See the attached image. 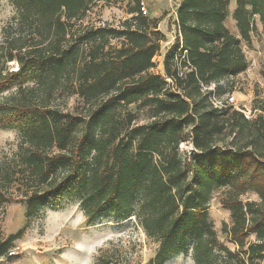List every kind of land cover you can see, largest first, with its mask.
Wrapping results in <instances>:
<instances>
[{"label": "trees", "instance_id": "1", "mask_svg": "<svg viewBox=\"0 0 264 264\" xmlns=\"http://www.w3.org/2000/svg\"><path fill=\"white\" fill-rule=\"evenodd\" d=\"M10 1L15 14L0 40V126L16 128L20 139L15 156L0 163V208L14 191L26 217L77 194L88 221L106 211L133 215L158 243L146 264H163L190 238L195 264H214V251L235 264H259L264 98L253 100L256 111L246 118L230 105L212 106L200 83H215L220 94L221 80L247 68L240 43L250 42L254 16L264 26V0H180L175 24L192 65L184 77L174 66L177 41L164 53L163 73L152 71L166 38L161 17L141 15L139 0L119 27L77 24L93 0ZM229 14L235 31L225 24ZM12 61L18 67L10 70ZM70 95L81 100L73 110L62 106ZM131 105L146 108L149 120L135 122ZM186 140L192 149L183 159ZM220 187L230 215L221 231L232 250L207 213ZM247 189L259 199L242 200ZM16 235L0 233V264L11 262ZM94 263L125 264L114 249Z\"/></svg>", "mask_w": 264, "mask_h": 264}, {"label": "rangeland", "instance_id": "2", "mask_svg": "<svg viewBox=\"0 0 264 264\" xmlns=\"http://www.w3.org/2000/svg\"><path fill=\"white\" fill-rule=\"evenodd\" d=\"M135 2L136 0H93L77 24L87 26L110 24L119 27L131 18L132 14L128 10L135 5ZM145 2L148 5V17L160 13L161 19L158 23L160 31L166 38L161 42L160 50L152 60V71L162 74V55L175 40L176 30L172 25V14L177 9L178 1L145 0ZM229 11H232V6L229 7ZM164 12L165 15L162 17ZM14 14L15 7L12 2L0 0V40L2 27ZM175 15L176 13L174 18ZM253 18L255 28L250 32V42L242 40L240 43L248 66L232 78L221 80L218 91L220 96L233 92L238 106L251 112L256 111L251 109L253 100L264 98V26L257 16ZM225 24L235 31L230 14ZM111 43L117 46L119 41L111 39ZM7 67L13 70L18 65L12 61L8 62ZM80 101L76 95H70L62 102V106L64 109L73 110ZM130 109L137 114L135 122L144 123L149 120L146 108L131 105ZM19 139V131L16 128L0 126V163L15 156ZM191 149L188 140L180 142L179 152L183 159L188 158ZM224 189L220 187L211 192L207 213L218 238L224 240L232 250L235 245L226 240L225 234L221 231L223 224H230L229 211L219 203ZM241 198L242 200L259 199L257 194L249 189L242 193ZM24 200V197L14 191L9 201L0 208L1 235L6 237L17 234L9 248L13 258L11 262L6 261L5 264H95L98 254L106 249L116 250L117 256L125 264H146L158 249V243L146 235L133 215L113 216L111 212L106 211L94 220L88 221L79 204L77 194L45 203L30 217L25 216ZM20 230L21 232L18 233ZM214 252L216 254L214 264H235V261L225 257L224 253ZM163 264H195L191 238L188 240L186 249L174 254ZM259 264H264V258L259 261Z\"/></svg>", "mask_w": 264, "mask_h": 264}, {"label": "built area", "instance_id": "3", "mask_svg": "<svg viewBox=\"0 0 264 264\" xmlns=\"http://www.w3.org/2000/svg\"><path fill=\"white\" fill-rule=\"evenodd\" d=\"M138 12L144 16L148 15V5L146 4L145 0H139ZM175 30H176V34L174 36L175 37L174 42L177 41L178 46L176 47V49L175 47L172 49L174 51V57H173L174 66L177 68L178 75L180 77H184L185 73L192 69V65L187 58V49L183 47L181 34L177 26ZM200 86H201V91L207 94V98L212 106L224 107L230 105L235 109L239 110L240 112H242L246 118H250L252 116L251 110H248L246 108L244 109L238 106L236 96L233 92L230 93L227 92L224 94V96H220L216 92L215 83H210V84L200 83Z\"/></svg>", "mask_w": 264, "mask_h": 264}, {"label": "crops", "instance_id": "4", "mask_svg": "<svg viewBox=\"0 0 264 264\" xmlns=\"http://www.w3.org/2000/svg\"><path fill=\"white\" fill-rule=\"evenodd\" d=\"M178 2H177V7H178V5L180 4V0H177ZM174 12H176V10H174ZM160 14V13H159ZM159 14L157 13V14H152V16L151 17H159ZM175 14V13H174ZM174 14H172V20H173V26H174V28L176 29V24H175V20H176V18H174ZM167 16H169V14L167 15ZM158 29L160 30V25H159V23H158ZM170 47V45L168 46V48ZM166 52V51H165ZM164 52V53H165ZM164 53H163V55L162 56H164Z\"/></svg>", "mask_w": 264, "mask_h": 264}]
</instances>
